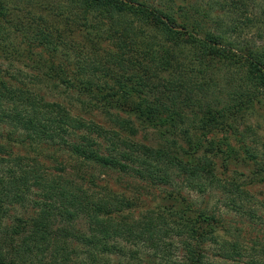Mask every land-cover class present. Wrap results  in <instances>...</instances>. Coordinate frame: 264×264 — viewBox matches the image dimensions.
<instances>
[{
    "label": "trees",
    "instance_id": "16d2710c",
    "mask_svg": "<svg viewBox=\"0 0 264 264\" xmlns=\"http://www.w3.org/2000/svg\"><path fill=\"white\" fill-rule=\"evenodd\" d=\"M242 1L0 0V264H264L228 216L256 220L264 186V34ZM138 188L165 195L146 209Z\"/></svg>",
    "mask_w": 264,
    "mask_h": 264
},
{
    "label": "rangeland",
    "instance_id": "374dc122",
    "mask_svg": "<svg viewBox=\"0 0 264 264\" xmlns=\"http://www.w3.org/2000/svg\"><path fill=\"white\" fill-rule=\"evenodd\" d=\"M228 1H235V0H228ZM242 2H244L247 5V16H250L252 18H254L256 21L259 20V22L257 23L258 27L252 29L250 31L249 36L247 35L248 39H252L253 41H259L261 38H258L257 35L258 33H262L264 34V21L263 18H258V17H253L250 14L253 13V9L255 4L260 5L259 9L257 10L262 11L264 8V1L263 0H243ZM263 4V6H262ZM263 7V8H262ZM206 8V7H204ZM241 10V9H240ZM241 11L235 13L236 15H238V13H240ZM245 15V16H246ZM255 16H257L255 14ZM235 20L242 21L244 20V17H239L236 18ZM4 69H10L8 63L6 64H2ZM16 66H19V68H22L21 65L16 63ZM23 70L27 71L26 69L22 68ZM12 71V70H11ZM51 90L47 87H43L42 88V92L48 97L51 96ZM260 129L263 131H260L262 135H264V124L263 122L260 125ZM156 135H155V131L154 130H147V132H142L138 135V140L141 142H144L146 144H151L152 146L155 144V139H156ZM22 152V151H21ZM27 152V151H26ZM25 153V150H24ZM49 154V153H46ZM50 156V154H49ZM46 166L50 169V171L53 174H56L55 171V162L52 161L51 159H49L47 157V160L45 161ZM248 165H242L239 167H234L236 170H238V172L244 173V174H248L251 172L252 168L251 167H247ZM89 172H93L94 173V178H96L97 182L99 184H103L105 181H108L109 186L115 191V192H125L126 194L132 195V193H130L128 190H133V184L132 182H130V180L128 178H124L120 183H117V175L116 174H106L100 170H93ZM249 190L252 191V193L255 196V200L258 201V213H259V217L256 218V220L247 217L245 215L243 216H236L234 217L233 214H229L228 216L230 217L231 221H238L239 223H241L243 226V232L247 235L248 240H250L249 242H256L258 244L264 245V186L261 185H253L252 187H248ZM137 193H139L141 195V200L143 201V206L146 207V209L148 208H152L154 207L159 200H161L162 197H164L165 192L160 189H154L153 190H149V189H142V188H138V190L136 191ZM194 194H192L193 196ZM197 197V196H195ZM198 198V197H197ZM155 203V204H154ZM260 219H262V221H259ZM245 222V224L243 223ZM80 226V225H79ZM82 226V224H81ZM116 257V256H114ZM117 260L116 258H112L110 259V264H116Z\"/></svg>",
    "mask_w": 264,
    "mask_h": 264
}]
</instances>
